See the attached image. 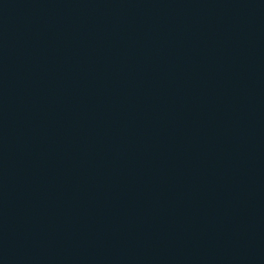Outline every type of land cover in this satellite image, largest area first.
<instances>
[{
	"label": "water",
	"instance_id": "obj_1",
	"mask_svg": "<svg viewBox=\"0 0 264 264\" xmlns=\"http://www.w3.org/2000/svg\"><path fill=\"white\" fill-rule=\"evenodd\" d=\"M0 264H264V0H0Z\"/></svg>",
	"mask_w": 264,
	"mask_h": 264
}]
</instances>
